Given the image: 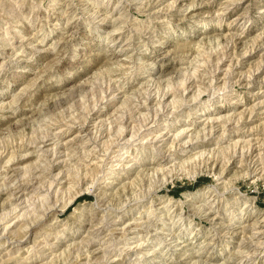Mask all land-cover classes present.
I'll use <instances>...</instances> for the list:
<instances>
[{"label": "rangeland", "instance_id": "374dc122", "mask_svg": "<svg viewBox=\"0 0 264 264\" xmlns=\"http://www.w3.org/2000/svg\"><path fill=\"white\" fill-rule=\"evenodd\" d=\"M0 264H264V0H0Z\"/></svg>", "mask_w": 264, "mask_h": 264}, {"label": "bare ground", "instance_id": "6f19581e", "mask_svg": "<svg viewBox=\"0 0 264 264\" xmlns=\"http://www.w3.org/2000/svg\"><path fill=\"white\" fill-rule=\"evenodd\" d=\"M166 95V94H165ZM161 111V110H160ZM216 119V118H215ZM184 130V129H183ZM122 131V130H121ZM124 133V132H123ZM134 139V138H133ZM129 140V139H128ZM191 140V139H190ZM201 154H203V152L202 153H197V155H200L201 156ZM204 155V154H203ZM202 155V156H203ZM154 170V169H153ZM160 170V169H159ZM155 171V170H154ZM157 171V170H156ZM96 182V181H95ZM30 208V207H29ZM28 216V215H27ZM261 231H263V230H261ZM259 233V232H258ZM261 233H263V232H261ZM259 235H261V234H259ZM263 240V239H262Z\"/></svg>", "mask_w": 264, "mask_h": 264}]
</instances>
